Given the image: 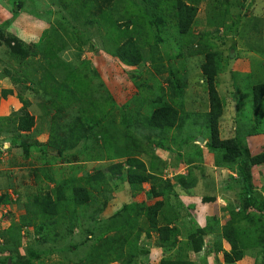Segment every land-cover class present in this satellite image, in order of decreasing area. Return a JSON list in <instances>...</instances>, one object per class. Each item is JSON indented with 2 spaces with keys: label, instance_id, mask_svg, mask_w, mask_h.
Returning a JSON list of instances; mask_svg holds the SVG:
<instances>
[{
  "label": "trees",
  "instance_id": "16d2710c",
  "mask_svg": "<svg viewBox=\"0 0 264 264\" xmlns=\"http://www.w3.org/2000/svg\"><path fill=\"white\" fill-rule=\"evenodd\" d=\"M7 2L14 13L23 6L29 12H35L33 3L27 8L25 0H7ZM59 2L61 9H48L47 12L50 14L56 12L59 17H55V21L48 22L47 27L40 29L37 39L32 38L30 44L7 30L13 22L12 19L0 23V44L4 45V55L9 59V63L3 65L1 75L8 78L13 86L2 89L1 96L5 97L15 91L16 97L20 100L21 107L12 113V117L17 119L16 128L19 131H29L35 124V117L30 111L33 104L28 97L38 100L40 98L37 103L39 108L42 107L43 111H40L45 117L51 114L48 120L49 138L44 146L56 152L55 156H51L52 161L61 157L65 161L70 157H76L77 160L74 162L89 160L84 150L94 136L101 137L105 149L110 151L112 147L116 157L123 156L125 159L109 162L103 170L83 172V183L80 177L77 179L71 175L74 168L69 175L55 180L56 172L53 175L44 168L36 167L35 170L38 171V174H35L36 178H40L39 173H41L45 181L54 184L44 192L35 194L28 202L26 211L27 214H32L31 216L20 215L18 224L10 223L5 227L1 235L6 239L3 245L0 244V252L6 255L0 257V264H7L8 261L12 264H21L15 257L18 256L22 240L21 231L24 227L35 226L36 231L40 227L44 232L64 237L71 233L70 229H66L68 226L75 228L85 218L88 220L82 221L83 227L80 224L82 233L80 236H84L88 241L80 243V246H83L81 247L83 251L78 257L80 264H111L116 260L119 264H200L192 259L191 253L199 255L202 250L204 254L222 252V260L225 264H236L243 258L247 248L257 246H260L258 254L262 258L259 260L264 264V185L261 194L258 192L257 195L252 181L254 167L264 163V150L252 153L258 146L251 141L257 140L261 137L260 134H264V81L260 80L250 87L254 113L248 119L250 126L244 122V127H237L233 136L223 137L219 125L223 115L224 100L216 86V77L221 69V55L213 46L209 48V33L201 34L199 37L200 43L202 42L208 49L197 50L198 54L203 53L205 56L200 68L207 86L209 109L200 113H191L184 110L181 101L172 99L173 96L182 93L183 83L176 77L174 70L178 68L172 67L170 58L175 56L183 58L181 45L183 43L189 45L193 41L190 32L197 16L198 0L193 2L59 0ZM215 21L211 25H218L219 21ZM171 32L177 52L167 55L161 48V43H166ZM73 46L76 52L84 47L90 48L93 52H99L102 48L108 55L134 68L136 73L137 69L147 65L157 74L167 72L169 75L166 80L167 93L169 92L168 96H172L169 98L171 100L164 99L167 95L166 91L159 85L157 87L161 90V94L153 99L144 95L143 101L148 102L150 111L148 110L149 112L147 111L143 117H138L142 120L139 124L137 112L133 114L136 116L133 118L131 111L127 109L129 103L118 105L101 81L94 90L91 89L92 77L97 76L96 68L90 67L88 61L79 66L82 63L77 61V57L71 59L63 57L66 50ZM230 54L228 57L231 56ZM167 58L168 60H165ZM134 84L137 85V82L134 81ZM142 86L149 87L146 81ZM99 89L100 94L97 93ZM86 97L88 98L84 104ZM139 105L141 103L136 106ZM116 109L121 112L118 119L115 114ZM199 117L207 129L203 137L204 146L195 145L194 152L199 159L188 158L184 162L189 165L188 163L198 161L194 178L191 179V169L188 172L189 177H186V173H176L173 179H171L173 174L165 177L155 155L150 153L147 162L137 154H133L132 147H138L137 133L143 134L142 137L150 141L153 131L165 133L175 129L169 139L176 143L177 147H182V144H187L191 139L195 140L198 134L192 133L187 137H180V133L189 124H194L193 126L196 127ZM73 119L78 121L77 125L72 123ZM105 119L112 125V132L105 128L99 129L104 125ZM191 119L192 122L186 125ZM141 126L148 130V136L141 131L143 127L139 129ZM107 133L110 135L109 138H106ZM252 135L255 136L250 137ZM79 140H83L86 145L79 146ZM161 140L158 139L156 143L164 147ZM98 141L100 140L96 138L97 149L103 147L97 143ZM206 152L212 154L207 166L203 163L209 159L206 157ZM97 157L103 159L101 155ZM73 163L71 162V165ZM147 163L150 165L149 168ZM212 168L215 171L228 168L235 174L233 176L230 173L222 179L217 191L220 190L221 193L227 190L229 193H234L238 204L228 206V216L222 220H219L215 214V216H206L204 222L199 225L196 224L195 218L191 217L190 222L193 224L186 227L185 231L177 225L170 226L173 218H179V211L172 201V197L177 195L175 187L189 189L194 185L196 177L207 179L209 183L208 171ZM260 173H263L261 168L257 175ZM111 180L113 185L109 187ZM120 182H127L132 197L144 191V184L147 183L149 188L145 191L146 196L151 197L153 202H147V205L144 201L124 202L109 216L101 217L107 209V195H110L115 184L118 185ZM217 191L204 188V191L198 195H202L201 202L211 204L216 200ZM99 194H102V198L97 199L98 204L93 207V211L87 213L86 208L96 202ZM11 202L13 200L8 193L0 195V203L5 205ZM82 207L85 210L80 209ZM163 217H165L164 221ZM42 218L46 219L44 224L35 223L37 219ZM64 229L67 231L60 234ZM143 231L147 236H150L151 232L155 234L156 243L163 250V254H160L161 258L156 263L150 262L149 250L138 244ZM212 235H214L213 241L208 244L206 236ZM178 236L184 239H179ZM222 240L228 245V249L221 246ZM76 243H71L70 249L76 250L78 247ZM173 246H176L174 255L167 254ZM187 250H191V253H186ZM30 254L33 257L39 255L34 252ZM141 255L146 257L143 259ZM200 260L204 264L203 259ZM30 262L31 259H26L22 263Z\"/></svg>",
  "mask_w": 264,
  "mask_h": 264
},
{
  "label": "rangeland",
  "instance_id": "374dc122",
  "mask_svg": "<svg viewBox=\"0 0 264 264\" xmlns=\"http://www.w3.org/2000/svg\"><path fill=\"white\" fill-rule=\"evenodd\" d=\"M187 1L193 2V0ZM32 3L37 14H35V12H29L24 6L23 8H18V12L14 13L7 0H0V23L12 19L11 22H13L7 27V30L29 44L32 38L34 40L37 39L36 37L37 34L39 35L40 29L47 27L48 22L55 21V17H59V14L56 12H51V14L47 13L48 9H61L59 0H25L27 8H30ZM196 4L198 6V12L190 32V37L193 41L189 45L185 43L181 45L183 58L179 56L170 58L172 67L178 68L176 71L174 70L176 77L183 83L182 93L176 97L173 96L172 99L181 101V106L184 110L191 113H200L209 109L207 86L200 68L205 56L203 53H197V50L208 49L204 47L202 42L200 43L199 37L201 34L209 33V48L214 47L221 55V69L216 77V86L224 100V110L219 125L220 134H222L223 137L233 136L237 127H244V122L246 124L248 123L250 126L248 119L254 114L250 87L260 80L264 81V0H198ZM215 20L219 21V26L211 25L212 22H216ZM35 29H37V31ZM172 34L173 32L170 33L166 43H161V48L166 51L167 55L177 52L176 42L173 41ZM3 46V44H0V195L8 193L12 197L13 202L5 205L0 203L1 245L4 244L6 239L1 235L5 227L10 223L18 224L20 222V215L27 214L26 207L32 197L38 192H44L45 189L52 187L54 184L45 181L41 173H39L40 178H36L35 174H38V171L36 172L35 170L36 167L44 168L49 174L53 173L54 175V172H56L57 176L54 175L55 180H60L65 175H69L70 171L74 168L71 175L77 179L80 177L81 183H83V172L92 173L94 169L103 170L105 165L109 162L125 159L123 156L116 157L112 147L110 151L105 149L101 137L94 136L89 140L90 143L88 142L84 150L89 160H78L74 162V160H77L76 157H70L69 160L66 161L61 157L52 161L51 156H55L56 152L50 147L44 146L49 138L50 128L48 120H50L51 114L45 117L44 113L40 111L42 107L39 108L37 104L40 98L38 100L31 96L28 97V99L30 98L31 104H33L30 111L35 117V124L29 131H19L16 128L17 119L12 117V113L18 111L21 107L20 100L16 97L15 91L5 97L1 96L2 89L13 88L10 80L1 75L3 65L9 63V59L4 55L5 48ZM100 49L99 52H93L90 48L84 47L81 51L79 50L76 52L73 46V48L66 50L63 57L68 59L77 57V61L82 63L79 66L88 61L90 67L96 68L97 72L95 73L97 76L92 77L91 89L94 90L96 85L99 84V81H101L118 105H121V103L124 104L125 102L129 103L127 109L131 111V116L133 118L136 117L133 114L137 112V122L139 124L142 123V120L139 118L143 117L149 110L148 102L143 101L144 95H148V97L152 99L155 98L158 94H161V90L157 87L159 85L166 91L167 95L164 99L171 100L169 98L172 96H168L169 92L167 93L168 83L166 80L169 77L167 72L157 74L153 68L147 65L137 69L136 73L134 68L124 65L117 58L108 55L102 48ZM229 53H231L230 57H228ZM165 60H168V58ZM245 76H247L246 79ZM134 81L137 82V85L134 84ZM144 81H146L149 87L142 86ZM99 92L100 89L97 93L100 94ZM87 98L88 97L84 99V104ZM90 99H92V94ZM138 103H141L139 107L136 106ZM115 114L118 119V116L121 115L120 110L116 109ZM101 122L103 123V120H101ZM191 122L192 119L188 120L186 125ZM72 123L77 125L78 121L73 119ZM193 125L194 124L187 125L180 133V137H187L192 133L202 137L206 135L207 129L200 120V117L195 125L196 127ZM142 127L143 126L139 129ZM102 128L112 132V125L107 119H105L104 125L99 129ZM145 129L146 128L143 127L141 131L147 135L148 130ZM174 130L175 129H170L165 133L153 131L150 135V141L142 137L143 134L140 135V133H137L138 147H132L133 154H137V156H140L145 161H148L150 153L155 155L157 157V163L159 166L161 165L163 175L165 177L172 174L174 175L171 179L175 177L176 173L179 174L181 171L182 174L186 173V177H189L188 172L191 169L192 179L195 176L198 161L188 163L189 165H186L184 162L185 160L187 161L188 158H192V160L199 159V156L194 152V148L195 145L204 146V141L199 143L196 139H191L187 144H182V147H177L178 145L169 139ZM17 135L19 136L16 137ZM253 136L255 135L250 137ZM259 136L261 137L257 140H251L255 146H258L256 149H253L252 153L264 150V134H260ZM109 137L110 135L107 133L106 138ZM96 138L100 140L97 143L103 147L97 149L95 142ZM158 139H162L161 143L164 147L156 143ZM78 143L79 146L86 145L83 140H79ZM26 145L28 146L25 147ZM167 146L169 147L168 149L165 148ZM100 155L103 156V159H98L97 156ZM206 157H209V159L203 161V163L207 166L209 164L207 161L211 160L212 154L206 152ZM71 162L74 163L71 165ZM259 168L263 170L264 163L259 164L258 167H254V177L252 181L257 195L258 192L260 193V191H263L262 188L264 185V170L263 173L257 175ZM171 172L173 173L171 174ZM208 172L210 175L208 179L209 183L207 179L196 177L194 185L190 188L191 193L199 194L204 191V188L216 192L217 188L220 187L219 182L222 181V179L230 173L235 176L228 168L216 169V171L212 168ZM216 183L217 186L215 185ZM47 184L49 187H47ZM111 185H113V180H111L109 187ZM144 186L146 189L149 188L147 183H145ZM93 192H95V190ZM190 192L181 189L179 186L175 187V193L177 195L176 197H172V201L178 204L176 206L179 214L180 212L184 214L188 211V209L181 208L180 202L183 201V199L185 201L186 193ZM129 193L130 187L127 182H120L118 185L115 184V187L109 193L110 195H107V209L101 217L109 216L112 211L119 209L123 201L131 202ZM219 193L220 190L217 191V194ZM221 193L228 196L225 198L227 203L220 199V204L217 205V209H215L214 212L209 211V206L211 204L207 203L209 206L208 210L204 209V218H206V216H215L216 214L218 219L221 220L227 216L229 212L227 209L228 206H234V204L237 203V198L234 193H229L227 190ZM100 198H102V194L96 197V202L88 206L89 208H86L87 213L93 211V207L98 204L97 199ZM142 198L145 205H147V201L150 200L148 198L151 197L146 198V196H143ZM201 201L202 195H200L198 201L194 203H202ZM195 204H191L190 208L200 210V207H197ZM186 205L189 207L188 204ZM80 209L85 210L84 207ZM200 214L199 211L194 217L197 225H199V221H201L199 218ZM31 215L32 214H27V216ZM44 220L46 219H37L35 223L38 224L41 222L44 224ZM87 220L88 218H85L83 222ZM82 221L78 223L75 228L71 226L70 228L69 226L66 228L67 230H71L70 234L64 236L66 239L60 235L55 236L54 233L44 232V229L40 227L38 231H36L35 226L24 227L21 231L22 240L18 249V256H16L15 259L19 260L21 264H24L22 262L26 259H31V262L25 264H80L81 261H78V257L83 251L81 248L83 246H80V243H82L81 241H88L84 239V236H80L82 234L80 227V224L83 223ZM185 223L187 226L193 224L190 222V219ZM81 226L83 227L84 225L81 224ZM66 229L62 230L61 233L58 231V233H65V231H67ZM27 232L29 235H27ZM213 238L214 235L209 237L206 236L207 243L209 244V242H212ZM73 241L75 243L77 242L76 244L78 247L76 250L70 249L71 243L75 244ZM138 244L142 245L144 249H148L149 254L152 250H156L157 253L160 251V246L156 243V235L152 232L150 236H147L144 231L141 232ZM221 246L225 249L229 248L223 240L221 241ZM154 247H157V249ZM175 247L176 246L170 248L168 254L174 255ZM26 248H29V250ZM259 249L260 246L247 248L244 251L243 258L237 261L236 264H261L262 258H260L261 256L258 254ZM31 252L38 253L39 255L33 257L30 254ZM185 252L189 254L191 250ZM4 255H6V253L0 252V257ZM198 256L199 259L200 257L203 258L204 264H225L222 260V252L204 254L202 250ZM141 257L144 259L146 255H141ZM121 259L123 258L121 257ZM7 264L12 263L8 261ZM111 264H119V261H112Z\"/></svg>",
  "mask_w": 264,
  "mask_h": 264
},
{
  "label": "crops",
  "instance_id": "0c3cea01",
  "mask_svg": "<svg viewBox=\"0 0 264 264\" xmlns=\"http://www.w3.org/2000/svg\"><path fill=\"white\" fill-rule=\"evenodd\" d=\"M186 161V160H185ZM148 162V161H147ZM149 163H147V167L149 168ZM161 167V166H160ZM264 170V169H263ZM173 172H171V174H172ZM181 173H182V171H181ZM171 176V175H170ZM216 186H217V183L215 184ZM149 186V185H148ZM144 191H142L140 194H138V195H136L135 197H132L131 196V194L129 193V195H130V200H135V201H143V196L145 197L146 196V192L145 191H147V189L145 188V186H144ZM187 191H189L190 192V188L189 189H186ZM187 195L185 196V201H184V199H183V201H181L180 202V206H181V208H183V209H188V211L186 212V213H184V214H182L181 212H180V214H179V218H177V219H174L173 218V220L170 222V226L171 225H177V226H179L180 228H183V230L185 231V228L186 227H188L187 225H186V223L185 222H188V220L189 219H191V217H195V214L197 213V212H199L200 211V216H199V218L201 219V221H199L200 223H202V222H204V220H205V218L203 217L204 216V214H203V212H205L204 211V209H207L208 210V206L209 205H207V204H205V203H194V202H197L198 201V199H199V195L198 194H196V193H186ZM200 194V193H199ZM219 195V196H218ZM226 197H228L226 194H224V193H219V194H217L216 193V200H215V202H212L211 203V205L209 206V211L210 212H214L215 211V209H217V205L218 204H220V199H222L223 200V202L224 201H226ZM146 198H147V196H146ZM148 199H150L149 201H147V202H153V199L152 198H148ZM123 202H126V201H123ZM122 202V203H123ZM186 202V203H185ZM219 202V203H218ZM226 203H227V201H226ZM186 204H188L189 205V207L186 205ZM191 204H195V205H197V207H200V210H196V209H191L190 208V205ZM225 204V203H224ZM174 205H178V204H176V202L174 203ZM176 208H177V206H176ZM178 209V208H177ZM207 214H208V212H207ZM193 215V216H192ZM227 216H228V214H227ZM226 216V217H227ZM225 218V217H224ZM164 219H165V217H163V221H164ZM222 220V219H221ZM178 238L180 239V238H182V239H184L183 237H180V236H178ZM155 249H157V247H154ZM151 251V250H150ZM160 254H163V251H162V248H160V251L157 253V251L156 250H152L151 251V253L149 254V257L151 258V263H156V262H158L159 261V259L161 258V256L162 255H160ZM168 254V253H167ZM192 254V255H191ZM190 255H191V257H192V259H194L195 261H197V262H199L200 264H202L201 263V258L202 257H200V259H199V256L198 255H196V254H194V253H191ZM198 256V257H197ZM205 258V257H204ZM203 259V258H202ZM147 264H149V263H147Z\"/></svg>",
  "mask_w": 264,
  "mask_h": 264
},
{
  "label": "water",
  "instance_id": "95a60500",
  "mask_svg": "<svg viewBox=\"0 0 264 264\" xmlns=\"http://www.w3.org/2000/svg\"><path fill=\"white\" fill-rule=\"evenodd\" d=\"M232 52V51H231ZM196 140H197V142H203L204 141V138L202 137V136H197L196 137Z\"/></svg>",
  "mask_w": 264,
  "mask_h": 264
}]
</instances>
